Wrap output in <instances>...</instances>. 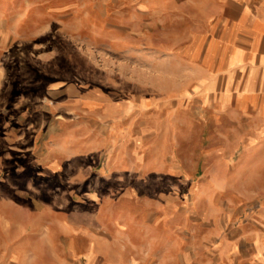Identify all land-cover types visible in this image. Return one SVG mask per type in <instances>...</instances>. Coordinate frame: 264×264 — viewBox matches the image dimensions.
<instances>
[{
    "label": "rangeland",
    "instance_id": "rangeland-1",
    "mask_svg": "<svg viewBox=\"0 0 264 264\" xmlns=\"http://www.w3.org/2000/svg\"><path fill=\"white\" fill-rule=\"evenodd\" d=\"M200 10L0 0V264H264V176L193 102Z\"/></svg>",
    "mask_w": 264,
    "mask_h": 264
},
{
    "label": "crops",
    "instance_id": "crops-1",
    "mask_svg": "<svg viewBox=\"0 0 264 264\" xmlns=\"http://www.w3.org/2000/svg\"><path fill=\"white\" fill-rule=\"evenodd\" d=\"M182 2L218 9L200 10L204 30L192 37L200 71L193 102L207 109L209 119L224 121L223 150L241 151L227 166L232 181L243 182L247 170L264 176V0Z\"/></svg>",
    "mask_w": 264,
    "mask_h": 264
}]
</instances>
